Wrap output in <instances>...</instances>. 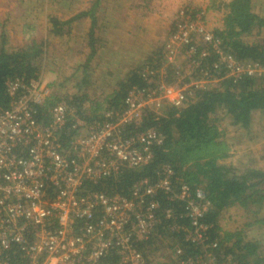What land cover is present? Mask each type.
<instances>
[{"label":"built area","instance_id":"obj_1","mask_svg":"<svg viewBox=\"0 0 264 264\" xmlns=\"http://www.w3.org/2000/svg\"><path fill=\"white\" fill-rule=\"evenodd\" d=\"M204 14L188 6L180 11L161 50L162 68H144L147 87L129 90L121 109H104L96 118H80L57 102L42 123L38 108L52 99L53 86L41 76L5 84L0 264H237L209 237L203 192L178 182L167 164L156 169L155 181L139 180L127 196L83 191L87 183L152 162L153 147L163 137L155 128L142 129L147 112L158 113L164 103L180 106L186 96L223 80L264 74V66L239 62L225 51L204 25ZM167 66L174 71L168 73ZM63 134L70 139L62 150ZM159 194L181 211L167 208L164 216L156 215ZM150 235L162 248L154 257L134 247Z\"/></svg>","mask_w":264,"mask_h":264},{"label":"trees","instance_id":"obj_2","mask_svg":"<svg viewBox=\"0 0 264 264\" xmlns=\"http://www.w3.org/2000/svg\"><path fill=\"white\" fill-rule=\"evenodd\" d=\"M96 6L97 0H94L89 10L76 13L67 20L49 16L51 34L62 36L65 27L68 28V34L69 25L84 17L89 18L93 25L97 19L94 12ZM202 10L198 8L192 11L195 13ZM204 11L222 14L221 24L210 29V32L220 41L225 51L239 62L264 66V42L247 43L244 40L255 30H264V16L253 10L252 0H209ZM88 36L91 53L81 67L85 69L94 54L95 46H100L93 38L92 30H89ZM165 40L152 55L148 54L136 68L127 72L126 77L116 85L117 89L103 102L89 99L85 91L73 98H62L54 93L43 108H38V120L46 123V109L57 102L66 103L75 110L76 116L86 119L100 116L99 113L104 109H121L129 90L147 87L141 77L143 69L162 68L161 50ZM26 45L7 51L5 35L2 33L0 108H6L9 103L5 90L8 81L22 79L28 82L38 79L42 74L41 60L46 56L48 48L45 40L35 41L32 38ZM165 70L169 73L174 68L167 66ZM86 80L83 79L81 84L86 85ZM160 107L156 114L147 112L142 128H155L163 137L161 144L153 147L152 162L139 170L123 171L117 177L104 179L95 185L87 183L83 191L127 196L134 183L144 178L155 181L156 169L167 164L173 169L178 182L187 184L191 191L200 189L203 192L208 205L203 223L210 226L208 234L211 240L216 241L217 249L220 247L237 264H264V231L261 229L264 225V171L249 165L239 168L225 163L232 157V150L219 130L216 116V113H222L229 118L231 126L247 129L252 113L264 111V74L259 77L242 76L236 82L223 80L218 87L198 90L186 96L180 106L164 103ZM69 139L70 135L60 136L62 150L67 148ZM156 199L159 201V207L154 211L156 215L164 216L163 211L167 208L176 209V203L168 201L163 194H159ZM232 209L238 213L242 211L241 217L246 222L230 227L228 222ZM261 212L262 217L259 216ZM225 216L227 223H223ZM255 228L262 230L261 235L258 239H249L246 236L247 230ZM149 237L148 240L135 242L134 247L142 255L154 257V254L162 252V248L152 235ZM112 259L115 261V258ZM13 260H19V255Z\"/></svg>","mask_w":264,"mask_h":264},{"label":"rangeland","instance_id":"obj_3","mask_svg":"<svg viewBox=\"0 0 264 264\" xmlns=\"http://www.w3.org/2000/svg\"><path fill=\"white\" fill-rule=\"evenodd\" d=\"M103 1L104 0H97L98 7ZM202 1L203 0H199V2ZM93 2L94 0H89L88 2L85 0H0V41L3 33L5 35L6 50L9 51L24 45L27 47L28 45L26 44H29L32 38L35 41H39V39L45 40L48 48L46 56L42 57L43 60H41V77H43L45 82L50 83L53 86L54 93L62 98H73L76 95L79 96L81 91H85L89 99L103 102L117 89L116 85L121 79L126 77L127 72L135 68V64L143 61V59L148 56L146 55L147 53L152 55L153 51L161 46L159 44L160 46L152 47L150 45V47H147L148 44L146 42L142 45L138 44L139 50L147 47V51L143 49L144 56L139 58L137 57L139 53H132V48H135V45H127L128 51L126 53L133 55L138 62L126 60L124 64H118L117 61L114 62V60L110 58L111 62L109 68L111 75H109L108 68L106 69L104 67L106 63L105 52L108 46L105 43L104 35L100 32L96 36H100L104 40L101 38L96 39L100 46L95 47L94 52L100 54L101 58L97 60V65H95L94 78L92 79L89 77L87 68H81L80 71H78V69L82 67V62L85 60V58H82L83 56L81 53L83 51L86 53L88 51L87 49H89L88 40L80 41V34L76 33L70 25L68 34L66 33L68 28L65 27L62 37L52 35L49 16L67 20L74 15L76 12L75 9L79 8L81 4L85 3L81 7H91ZM118 2L121 3V8L124 5L128 8L136 5L135 0H108L106 6L110 8L112 6L118 7ZM208 2L209 0L205 6L201 4H198L200 6H196L189 3V0H181L176 5L175 11L169 18L168 33L172 30V23L178 17L180 11L187 6H190L191 8H189L192 10L198 8L204 10ZM252 3L253 10L258 15L264 16V0H252ZM139 4L149 9V7L154 4L159 6L160 0H140ZM139 10H141V8H139ZM221 15L222 14L216 12H206L203 17L204 25L209 29L218 27L221 24ZM96 18L98 20H103L108 17H105L104 12H96ZM141 19L143 23H150L153 21L146 17ZM130 22L133 23L134 19L131 18ZM2 24L4 25L2 26ZM96 32H99V29H96ZM153 32V26L151 29L147 30L149 38ZM73 37L77 40L79 45L72 44ZM143 39H147V37L143 36ZM67 40L68 42L66 43ZM244 40L247 43L261 44L264 42V30H260V32L255 30L245 37ZM113 44L116 43L112 42L109 45L108 53L115 48H119V45ZM125 69L126 72L123 71ZM118 72L120 74H118ZM85 78L87 79L86 85H83L81 83ZM216 116L219 130L224 134L223 136L232 150V157L225 163H230L235 167L239 166V168L249 165L264 171V111L252 113L247 129L231 126L229 118L223 116L222 113H216ZM229 214H231V219L228 222L230 227L234 228L246 222V220L241 217L243 214L242 211L238 213L237 210L232 209ZM259 216L262 217L263 212H261ZM223 223H227V216H225ZM261 229L264 231V225L261 226ZM261 229H246V236L249 237V239H258L262 233Z\"/></svg>","mask_w":264,"mask_h":264},{"label":"crops","instance_id":"obj_4","mask_svg":"<svg viewBox=\"0 0 264 264\" xmlns=\"http://www.w3.org/2000/svg\"><path fill=\"white\" fill-rule=\"evenodd\" d=\"M89 1V0H85ZM108 0H104L100 3L99 7L96 6L94 12L98 13H105V17H108L103 20L95 19L94 24H91V21L89 18L84 17L78 21L72 22L70 24L71 28H73L76 33L80 34V41H87L89 39V30L93 31V38L98 39L102 37L96 36L100 32L104 35L105 43L107 44L108 48L105 52V60L106 63L104 64V67L109 71V75H111L110 72V62L112 58L119 64H124L126 60H134L135 62H138L133 55H129L126 52L128 51L127 45H135V48L133 47V52L139 53V58H142L143 55V49L144 51H147V47H150V45L158 46L161 45L162 42L166 39V36L168 34L169 30V18L171 17L172 13L175 11L176 5L181 0H160V5L156 6L154 4L153 6H150L149 9H147L145 6H142L139 4L140 0H135V6L128 8L126 5H124L121 8V3L118 2V7L112 6L111 8L106 6V2ZM184 1V0H183ZM208 0H203L202 2H199V0H189V3L200 6L198 4L204 5L207 3ZM105 3V4H104ZM162 3V4H161ZM85 4V3H83ZM81 4V6L83 5ZM79 7L75 9V13H79L82 11H87L90 9V6L87 7ZM118 8V11L116 12V9ZM141 8V10H139ZM144 8V9H143ZM143 17H146L147 19H152V22H142ZM133 18L134 22H130V19ZM73 25V27H72ZM153 26L154 32L149 36L147 35V30L151 29ZM96 29H99V32H96ZM143 36H146L147 39H143ZM62 37V36H61ZM104 40V39H103ZM68 40L66 41V43ZM114 42L116 44L113 45H119V48H115L114 50L107 52L109 49V45ZM147 43L146 48H141V50L138 49V44H144ZM72 44H78L77 40L73 37ZM79 45V44H78ZM89 45V42H88ZM140 45V47H141ZM159 45V46H160ZM96 47V46H95ZM88 51L85 53L84 51L81 53L82 58H85V60L82 62V65L86 62V59L89 58L91 50L90 48L87 49ZM94 52V51H93ZM148 55V53L146 54ZM145 55V56H146ZM101 58L100 54H97L94 52V54L90 57L89 61L87 62V69L89 73V77L92 79L95 76V65H97V60ZM117 59V60H115ZM141 63V62H140ZM135 64V68L140 64ZM124 67V66H123ZM81 67L78 69L80 71ZM85 69V67L83 68ZM126 72V69L123 70ZM118 74H120L118 72ZM121 76V75H120ZM122 77V76H121Z\"/></svg>","mask_w":264,"mask_h":264}]
</instances>
